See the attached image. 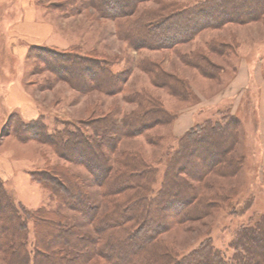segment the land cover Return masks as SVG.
Wrapping results in <instances>:
<instances>
[{
    "label": "rangeland",
    "instance_id": "374dc122",
    "mask_svg": "<svg viewBox=\"0 0 264 264\" xmlns=\"http://www.w3.org/2000/svg\"><path fill=\"white\" fill-rule=\"evenodd\" d=\"M18 1L8 0L0 5V69L13 68V74L20 75L17 80L37 114L24 120L15 109L1 122L0 152L9 159L13 170L8 181L0 178L7 194L27 211L42 209L61 214L65 229L75 226L83 238L93 239L101 228L100 219L135 194L125 186L121 193L113 195L117 191L115 184L110 188L106 185L120 177L124 158L133 156L141 166L156 170V180L141 196L152 201L148 222L160 219L164 227L154 240L156 250L179 260L207 244L221 259L233 261L235 242L232 241L238 230L254 227L259 219L264 221V126L260 127L264 120V103L260 108V93L255 90L256 98L249 90L243 95L241 90L251 87L247 84L249 79L236 78L238 67H245L246 62L256 67L255 72L263 70V76L255 78L264 81V14L249 23H221L200 30L193 26L195 33L187 41L169 48H136L131 43L141 39L154 43L164 33L156 26L158 20L181 12L196 0H146L138 4L130 16L118 19L104 18L85 0H35L54 29V37L46 46L38 47L45 49L28 48L26 54L16 60L11 52L19 41L8 43L6 31L7 23L18 16L15 7ZM144 12L154 16L152 25L158 29L133 37L129 23ZM187 15L177 14L174 19L182 20ZM84 59L98 62L101 72L96 68L82 72L90 62ZM105 71L119 83L113 85ZM93 76L102 82L100 86L90 84ZM240 83L245 87L238 90ZM234 87V91L231 90ZM161 109L168 120H160ZM226 114L235 116L239 122L223 121L210 136L212 141L218 142L212 153L220 154L222 150L221 160L215 167L207 168L209 162L204 161L202 155L192 156L190 148L182 147L178 153H173V160L165 171L166 159L172 154L177 139L195 125L221 119ZM125 117L130 125L136 123L135 128L131 126L132 134L110 135L109 139L100 140V159H106L112 167L107 183L101 185L79 162L75 152L72 154L67 149L65 153L70 159L66 160L61 147H56L55 151L43 138L32 137V133L39 130L38 125L56 139L66 127L88 125L86 133L93 134L96 126ZM21 121L30 124L26 127ZM184 123L188 128L183 127ZM176 124L180 127L178 131L174 130ZM194 133L196 138L208 136L203 131ZM182 152H186L185 157L180 156ZM188 158L193 163L185 168L186 173L183 171ZM227 165L230 169L225 170ZM46 171L74 177L85 196L77 204L71 202L72 207L62 205L48 188L36 181V173ZM165 173L169 177L176 173L172 189L168 187L170 181L165 179L164 182ZM65 183L70 192H75L68 181ZM175 189L190 193L192 204L197 208L207 206V212L192 220L178 221L174 216L177 207L165 206L169 192ZM105 192H110L111 196L104 197ZM88 201L95 209L94 220L80 212ZM5 208L6 203L0 202V228L6 223L4 216L1 217ZM141 214L138 211L137 215ZM35 225L37 223L29 221L30 230ZM148 230L151 232L153 228ZM262 237L264 234L260 235ZM241 241L245 249L256 253L260 247L264 248L256 239ZM41 252L50 255L43 249ZM7 257V248H0V264H8ZM76 264L110 263L94 253L86 260L77 256Z\"/></svg>",
    "mask_w": 264,
    "mask_h": 264
},
{
    "label": "trees",
    "instance_id": "16d2710c",
    "mask_svg": "<svg viewBox=\"0 0 264 264\" xmlns=\"http://www.w3.org/2000/svg\"><path fill=\"white\" fill-rule=\"evenodd\" d=\"M144 1L146 0H85L88 6L98 11V14L100 13L106 19L128 17L134 13L138 4ZM102 6L105 7L102 8ZM183 13L188 14L186 18L179 20L176 17L174 19V16ZM263 14L264 0H196L184 10H181V12L158 20L156 26L161 27L164 33L155 39L156 42L152 43L141 39L131 44L136 48L140 46L146 48L151 46L169 48L177 43L187 41L190 35L195 33V28L200 30L221 23H249L257 21ZM153 17L148 12L140 14L136 21L129 23V32L134 31L133 37H139L142 32L148 33L153 29H158V27L153 26ZM193 26H195L194 29L192 28ZM149 38L152 40L151 37ZM33 47H37L38 50L45 49L38 48L39 46H30L29 50ZM84 61L90 62L84 66L82 72L91 68L100 70L98 62L88 59H84ZM106 74L110 76V82L113 85L119 83L116 77L111 78L109 73L106 72ZM95 76L91 78L90 84L98 87L102 82H98ZM159 115L161 116H159L160 120L169 119L166 112L162 109ZM220 118L214 121L206 120L200 125H195L184 136L177 139L173 146L172 154L166 159L165 171L169 167L174 154L182 150V147L190 148L192 156L202 155L203 160L209 162V165L205 163L207 168L215 167L217 165L215 163L221 160L222 150L219 152L220 154L215 153L216 155H214L212 153L213 150L217 149L218 142L212 141L214 139L210 136L215 133L214 131L218 129L216 127H219L218 124L223 121L229 122L231 120L230 123L234 124L239 122L233 115L226 114ZM128 120L125 117V119L120 121L106 122L105 125L93 128V134L86 133L88 125L85 128L78 126L66 127L64 131L58 134L56 139L47 135L42 125H38L37 129L39 130L33 132L32 137L43 138L42 141L55 151L56 147H61L64 152L62 157H65L66 160L70 159L68 154L65 153L67 149L72 154L75 152L76 154L74 155H76L79 162L90 170L94 178L97 179V183L101 185L107 183L112 167H110L106 159H100L102 152L100 140L102 138L107 140L110 135L124 137L132 134L134 129L130 132L131 126L134 127L136 123L130 125ZM21 123L26 127L30 124V122L24 121H21ZM198 131H203L208 136L196 138L194 132ZM95 145H98L97 148H95ZM185 153L182 152L180 156L185 157ZM124 159L126 160L120 164V167L123 166L122 170H124L120 173V177L113 183L106 185L110 188L115 184L114 187L116 186L117 191L113 195L118 194V192L121 193L125 186H127V190L135 191V194L129 197L126 202L117 204L112 212L107 213L100 219L101 228L93 239L83 238L75 226L65 229L63 217L57 212L54 213L42 209L40 211H27L24 207L15 203L7 194L4 183L0 179V202L6 203V208L1 215V217L4 216L2 219L6 223L0 228V248H7L8 264H76L77 256L80 258L82 256L86 260L89 255L91 256L94 253L107 260L110 264H264V248L260 247L256 253L255 250L245 249L241 241L244 238H249L250 240L256 239L257 244H264V237L260 238V235L264 234V229H260V226H264L262 219H259L254 227H245L238 230L232 241L235 242V257L233 261L221 259L219 253L213 252L207 244L205 247L202 246V248L195 251L191 256L179 260L172 255L160 253V251L156 250V246L154 247L153 245L155 244L156 236L164 227L160 219L155 220L153 223L148 222L147 213H149L152 201L141 197L146 193L149 186L153 184L154 179L156 180V170L155 168L152 170L153 168L149 169L141 166L133 156H126ZM191 162L193 163L188 158L184 169H187ZM225 168V170L230 169L228 165ZM186 169L183 172L188 173ZM202 170L200 169V172ZM175 174L170 177L168 174V176L166 173L164 174V182L165 179L168 182L170 181L168 187L171 189L175 184L174 180L177 178ZM36 176V181L48 188L62 205L72 207L74 205L71 202L77 204V201L85 196L82 193L81 186L78 185V181L67 173L46 171L38 172ZM65 181L69 182L68 184L74 188L75 192L68 190ZM175 190V192L172 190L170 191L171 193L169 192L165 206L168 209L174 208V206L177 207L175 208L174 216L177 217L178 221L192 220L193 217L204 215L207 212V206L202 205L197 208L192 204V195L190 193L187 192L188 194H185L180 189ZM103 196L108 197L111 194L110 192H105ZM93 207L88 201L87 204L81 207L80 212L94 220L93 212L95 209ZM138 211L142 212L140 216L137 215ZM43 217H50V219H43ZM31 220L38 225L33 226V230H30L29 226V221ZM150 227L153 228L151 232L148 230ZM53 228L54 231H52ZM258 231L262 232L257 234ZM240 238L242 239L240 240ZM41 249L50 253V255L43 254Z\"/></svg>",
    "mask_w": 264,
    "mask_h": 264
},
{
    "label": "crops",
    "instance_id": "0c3cea01",
    "mask_svg": "<svg viewBox=\"0 0 264 264\" xmlns=\"http://www.w3.org/2000/svg\"><path fill=\"white\" fill-rule=\"evenodd\" d=\"M5 1L8 0H0V5ZM34 1L35 0H19L15 5L18 13L17 18L14 21H11L10 24L7 23L8 26L6 35L10 40L6 41L10 44L12 41L23 42L21 45H19V42L16 43L14 48H12L11 54L16 58V60H20L26 54L30 46H46V42L54 37V29L49 25L45 12L40 8V6L36 5ZM12 38H16V40H11ZM2 42H4V40H2ZM244 65L245 67L241 65L238 67L236 78L239 80L240 78L246 77L249 79L247 83L249 84L248 87H251L247 90H241L245 87L244 83H246V81H244V83H242V85L240 83V86L236 89L243 91V95H245L249 90L255 98L256 96L253 90L260 93V100L258 103L261 108L264 103V81L263 79L257 80L255 77L263 76V70L259 69L255 72L256 67L254 65L251 66L246 62ZM14 72L13 68L8 69L5 68V66L0 69V125L4 117L9 114L11 110L17 109L24 120L32 119L37 114V109L33 108L30 97L23 90L20 81L17 80V77L20 75L13 74ZM3 77L6 79H1ZM234 89L235 87L231 88L233 91ZM261 122L260 127L263 128L264 120ZM183 127L188 128V124L184 123ZM179 129L180 127L178 124L174 125V130L178 131ZM12 173L13 170L9 159L5 154L0 152V178L4 181H8Z\"/></svg>",
    "mask_w": 264,
    "mask_h": 264
}]
</instances>
